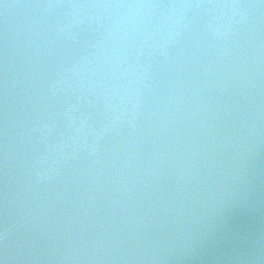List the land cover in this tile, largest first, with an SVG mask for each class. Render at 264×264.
I'll use <instances>...</instances> for the list:
<instances>
[{
  "label": "water",
  "instance_id": "water-1",
  "mask_svg": "<svg viewBox=\"0 0 264 264\" xmlns=\"http://www.w3.org/2000/svg\"><path fill=\"white\" fill-rule=\"evenodd\" d=\"M0 264H264V0H0Z\"/></svg>",
  "mask_w": 264,
  "mask_h": 264
}]
</instances>
